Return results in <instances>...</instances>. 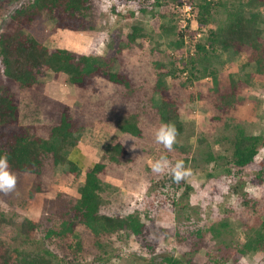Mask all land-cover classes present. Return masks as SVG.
I'll return each instance as SVG.
<instances>
[{
	"label": "rangeland",
	"instance_id": "rangeland-1",
	"mask_svg": "<svg viewBox=\"0 0 264 264\" xmlns=\"http://www.w3.org/2000/svg\"><path fill=\"white\" fill-rule=\"evenodd\" d=\"M24 1L26 0L14 2L12 10ZM145 7L148 11L152 10L151 4H145ZM114 8L118 14L113 11ZM178 11L177 5L174 7L169 4L168 9L155 8L143 15L138 11V4L119 5L117 0H94V6L86 14L88 26L84 31L57 30L49 34L53 29V22H49L44 29L38 27V24L32 26L31 30L41 31L46 37L44 45L47 47L68 49L78 54L103 56L107 48L121 42L122 54L116 68L131 78L133 88L126 90L96 79L93 88L79 90L70 86L65 76L55 78L50 72L38 77L41 84L38 91L14 88L21 103L23 124L31 121L37 112L41 113V117L47 118L44 114L47 108L42 107L38 99L35 100L36 97L46 96L48 100L72 106L75 116L86 124L78 143V158L82 170L78 178L68 173L66 167L47 172L41 177L42 193H37L33 198L29 197V192L34 178L13 174L16 177L15 188L8 193L0 192V213L12 217L19 224L23 217L37 220L58 195L62 199H78L77 190L83 184L85 170L100 162L111 146L122 142L128 150L127 161L120 167L111 166L107 170L104 177L107 188L102 194V213L118 217L136 214L145 223L153 218L156 222L169 226L178 222L185 223L184 214L176 219L174 208L187 205V210L194 207L199 212L192 215V223L205 230L225 218V210L231 209V227L222 238L232 245L233 242L244 243L245 234L257 228L260 221L264 222V184L262 187L250 185L249 180L253 177L250 171L234 174L230 165L233 132L225 128L228 124L242 127L247 134L264 133V75L255 74L254 69L247 65L248 51L238 56L223 55L219 61L221 65L216 64L220 90H229L230 77L239 83L240 89L236 107L228 115H224L221 121L215 119L218 113L214 110L215 95L210 90L213 88L211 78L192 80L183 88L181 84L188 76V71L177 81L167 77L168 88L179 105L184 131L176 137L171 151L155 141V131L161 122L155 103L159 98L152 89L157 72L154 64L160 62L170 68V63L175 59L181 69L194 53V49L190 47L192 43L184 44L183 53H180V50L170 45V42L177 40V36L160 34L162 23L169 21L174 13L171 24L175 20L178 32L182 35ZM131 12L133 15L128 17ZM197 14L196 9L195 17ZM4 15H0V31ZM162 15H166L165 19ZM226 22L225 10L218 7L206 30L225 25ZM134 27L139 28L140 32L139 37L131 42L129 35ZM191 27L192 24L189 29ZM194 28H197L196 25ZM203 38L204 35H199L192 39L193 42H199ZM176 60H183L184 63L180 64ZM248 74H251V78L247 77ZM189 97L193 100L189 101ZM132 122L140 129V138L121 133L120 127ZM181 148L187 153L184 154ZM209 153L220 156L218 166L206 163L204 158ZM262 155L264 148L257 157ZM161 156L166 157L172 166L178 161L183 162L185 170L190 173L184 178L188 189L186 186L174 190L171 188L170 181L167 180L171 176L170 169L163 173L152 171V164ZM184 158L188 162L185 163ZM225 170L230 173L227 174ZM162 181L167 183L163 185ZM185 191H188L187 199H183ZM243 192L258 201L256 209L244 204V200L248 198L242 196ZM172 202L175 204L173 208ZM14 232V227H2L0 239L11 244L24 256L32 255L36 247L14 241ZM205 242L206 247L197 254L199 264L210 263L220 246L210 234H206ZM77 243H80L79 248ZM96 243L92 234L78 226L65 246L54 244L45 247L50 253L46 259L51 264H147L143 260L147 257L146 254L130 235L122 233L101 240L102 248ZM162 248L165 254L180 256L179 252L176 253L177 247L172 239L166 240ZM240 264H264V256L258 251L251 252Z\"/></svg>",
	"mask_w": 264,
	"mask_h": 264
},
{
	"label": "trees",
	"instance_id": "trees-1",
	"mask_svg": "<svg viewBox=\"0 0 264 264\" xmlns=\"http://www.w3.org/2000/svg\"><path fill=\"white\" fill-rule=\"evenodd\" d=\"M16 1L0 0V15L5 14L0 31V156L7 157L12 174L34 178L29 192V197L33 198L37 193H42L41 177L55 168L66 167L68 173L76 178L80 176L82 168L78 158V143L86 124L75 116L72 106L68 103L48 100L44 95L42 98L36 97L35 100L38 99L40 105L47 108L44 111L47 118L41 117V113L37 112L31 121L23 124L21 103L14 88L38 91L41 87L38 77L48 72L55 78L65 76L67 83L79 90L93 88L96 79L126 90L133 88V82L126 73L116 68L122 54L121 42L107 48L103 56L78 54L68 49L47 47L44 45L46 37L41 31L31 30L33 25L38 24V27L44 29L49 22H53L54 26L49 34L57 30L84 31L88 26L86 14L94 6V0H26L12 10ZM117 1L119 5L138 4V11L143 15L155 8L168 9L169 4L174 7L177 5L179 10L181 5L179 0ZM188 2L192 3L195 11L198 10L194 20L197 28L192 26L189 29L191 23L188 21L184 33L179 34L175 20L171 24V18L174 16L172 13L170 20L162 23L160 34L177 36V40L170 42V45L180 50V53H183L184 44L192 43L190 47L194 49V53L188 57L186 63L176 60L180 64L184 63L181 69L175 59L170 63V68L156 62V80L152 88L159 98L155 102L159 121L161 124H173L177 136L183 133L184 124L180 119L179 105L168 88L167 77L177 81L188 71V76L181 84L183 88L192 80L211 78L213 88L210 90L215 95L214 110L218 113L215 119L221 121L224 115H228L236 107L240 94L239 83L231 77L229 90H220L216 64H220L221 57L238 56L248 51L247 65L254 69L255 74L264 75V0H196V4L194 0ZM145 4H151L152 10L148 11ZM218 7L225 10L226 24L206 30ZM113 11L118 14L115 8ZM132 15L133 12L128 17ZM165 17L166 15H162V18ZM139 32L140 29L134 27L129 40L134 42L139 37ZM198 35H204L205 38L193 42L192 38ZM247 77L251 78V74ZM192 100L193 98L189 97V101ZM39 109L43 112L40 106ZM225 128L233 132L230 165L234 174L250 171L253 174L249 180L250 185L262 187L264 155L259 158L257 156L264 148V133L247 134L242 127L228 124ZM120 131L135 138L141 137V131L134 122L122 125ZM181 149L184 154L187 153L184 148ZM127 155L126 146L122 142L115 143L100 162L85 170L83 184L77 190L78 199L68 198V201L58 195L37 220L23 217L17 224L12 217L0 213V229L6 226L14 227V241L21 245L33 244L36 247L32 255L24 256L11 244L0 239V264H51L50 260L46 259L50 253L45 247L54 244L65 246L78 226H82L94 236L99 248L103 247L101 240L108 237L122 233L132 236L140 250L146 254L147 257L143 260L147 264H199L197 254L206 247V234H210L213 241L220 246L210 263L202 264H240L248 253L257 251L264 256L262 221L258 223L260 225L257 228L245 234L244 243L233 242L232 245L222 238L231 227V209L225 210L226 219L213 223L205 230L192 223V215L199 212L194 207L187 210V205L174 208L176 219L184 214L185 223L178 222L169 226L160 224L153 218H149L145 223L136 214L118 217L102 213V194L107 188L104 183L107 170L111 166L120 167L125 164ZM207 156L204 158L206 163L218 166L220 156H214L212 153ZM184 162H188V159L184 158ZM225 171L230 173L229 170ZM167 180L173 190L183 186L189 188L184 179L175 183L171 175ZM166 183L162 181L163 185ZM188 196V191H185L183 199ZM242 196L248 198L244 200L247 207L256 209V199L246 192H243ZM174 205L172 202L171 207ZM168 239L174 241L178 249L176 253L179 252L180 256L165 254L162 251V245ZM76 245L77 248L80 247V243ZM67 247L71 249L70 246Z\"/></svg>",
	"mask_w": 264,
	"mask_h": 264
},
{
	"label": "clouds",
	"instance_id": "clouds-1",
	"mask_svg": "<svg viewBox=\"0 0 264 264\" xmlns=\"http://www.w3.org/2000/svg\"><path fill=\"white\" fill-rule=\"evenodd\" d=\"M177 130L173 124L162 123L155 131V141L171 151L176 142ZM170 169L172 179L175 183H180L189 171L185 170L182 161H178L174 166L170 165L168 159L161 156L152 164V171L163 173ZM16 177L9 171L8 159L6 156H0V192L8 193L15 188Z\"/></svg>",
	"mask_w": 264,
	"mask_h": 264
},
{
	"label": "built area",
	"instance_id": "built-area-1",
	"mask_svg": "<svg viewBox=\"0 0 264 264\" xmlns=\"http://www.w3.org/2000/svg\"><path fill=\"white\" fill-rule=\"evenodd\" d=\"M181 5L179 6V17L181 22V32L184 33L186 24L188 21L195 25V8L192 3L188 2V0H179ZM199 36V35H198ZM186 39V36L184 37Z\"/></svg>",
	"mask_w": 264,
	"mask_h": 264
}]
</instances>
